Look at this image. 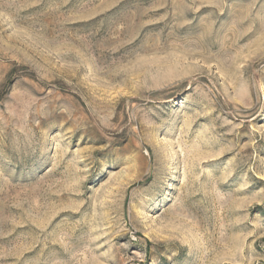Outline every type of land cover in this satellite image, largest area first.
<instances>
[{"label":"rangeland","instance_id":"rangeland-1","mask_svg":"<svg viewBox=\"0 0 264 264\" xmlns=\"http://www.w3.org/2000/svg\"><path fill=\"white\" fill-rule=\"evenodd\" d=\"M0 264H264V0H0Z\"/></svg>","mask_w":264,"mask_h":264}]
</instances>
